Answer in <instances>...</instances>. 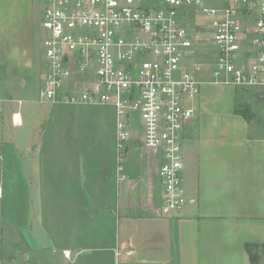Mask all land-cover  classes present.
<instances>
[{
	"label": "crops",
	"instance_id": "obj_1",
	"mask_svg": "<svg viewBox=\"0 0 264 264\" xmlns=\"http://www.w3.org/2000/svg\"><path fill=\"white\" fill-rule=\"evenodd\" d=\"M201 117L195 113L183 142L185 203L169 216L159 213L156 163L142 143L138 166L125 162L130 141L118 160L115 122L96 137L49 121L24 152L11 138L13 158L5 166L21 172L13 191L22 193L10 202L0 184L11 248L6 260L0 252V264H250L245 246L264 245V138L249 134L242 120L218 131Z\"/></svg>",
	"mask_w": 264,
	"mask_h": 264
},
{
	"label": "built area",
	"instance_id": "obj_2",
	"mask_svg": "<svg viewBox=\"0 0 264 264\" xmlns=\"http://www.w3.org/2000/svg\"><path fill=\"white\" fill-rule=\"evenodd\" d=\"M42 28L35 101L112 107L118 160L139 134L156 163L162 216L185 203L183 142L201 88L264 95V0H45ZM10 102L24 103L0 98V118ZM11 123L21 126L19 112Z\"/></svg>",
	"mask_w": 264,
	"mask_h": 264
},
{
	"label": "rangeland",
	"instance_id": "obj_3",
	"mask_svg": "<svg viewBox=\"0 0 264 264\" xmlns=\"http://www.w3.org/2000/svg\"><path fill=\"white\" fill-rule=\"evenodd\" d=\"M44 4L45 0H0V22L5 23L4 28H6L1 42L3 48L0 47V95L24 100L20 108L12 102L7 103L3 110L2 120H0V149L4 156V164L2 169L0 168V184L9 194L10 202L12 197L20 199L22 193L13 191L17 184L20 185L17 176L21 172L5 166L8 156H13L12 145L7 143L11 138L24 152V149L37 143L38 129L49 121L54 120L57 124L64 121L69 122V129L72 132L76 131L79 135L85 136L94 134L96 137L105 135L109 121L115 122L112 108L103 105L76 104L58 105L57 107L34 102L37 97L35 81L40 69L45 66L42 46ZM201 43L200 48H207V43ZM199 52L195 63L206 68V60L201 57L204 54ZM196 101L195 113L213 123L216 130L224 131L228 128L226 127L227 122L242 120L248 124L245 129L249 134L264 138V101L260 100L255 91L208 85L201 88ZM56 108L64 111L56 112ZM16 111L20 113L23 125L12 127L10 115L11 112ZM136 139V142L130 141L127 146L125 162L132 167L138 166L142 153L141 136L136 134ZM107 143V139L103 140V150L108 149ZM11 161L12 164L14 163L12 159L6 165ZM24 189L23 196L25 197L28 192ZM6 201V196L0 201L2 211L0 212V252L4 260L9 258L11 253L6 230L9 224L5 221ZM253 252L258 255V264H264V248L254 249Z\"/></svg>",
	"mask_w": 264,
	"mask_h": 264
},
{
	"label": "trees",
	"instance_id": "obj_4",
	"mask_svg": "<svg viewBox=\"0 0 264 264\" xmlns=\"http://www.w3.org/2000/svg\"><path fill=\"white\" fill-rule=\"evenodd\" d=\"M264 248V245L263 246H257V245H246L245 248H246V252L248 253V256H249V261H250V264H258V255L257 254H254V249H258V248Z\"/></svg>",
	"mask_w": 264,
	"mask_h": 264
},
{
	"label": "water",
	"instance_id": "obj_5",
	"mask_svg": "<svg viewBox=\"0 0 264 264\" xmlns=\"http://www.w3.org/2000/svg\"><path fill=\"white\" fill-rule=\"evenodd\" d=\"M260 100H261V101H264V95H263V96H261Z\"/></svg>",
	"mask_w": 264,
	"mask_h": 264
}]
</instances>
